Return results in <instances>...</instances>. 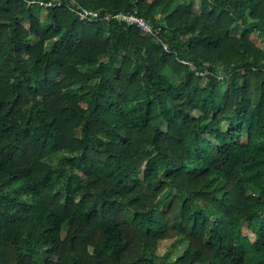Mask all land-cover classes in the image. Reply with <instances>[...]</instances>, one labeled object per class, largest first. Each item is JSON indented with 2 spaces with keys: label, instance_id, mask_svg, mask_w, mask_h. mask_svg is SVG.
Masks as SVG:
<instances>
[{
  "label": "trees",
  "instance_id": "16d2710c",
  "mask_svg": "<svg viewBox=\"0 0 264 264\" xmlns=\"http://www.w3.org/2000/svg\"><path fill=\"white\" fill-rule=\"evenodd\" d=\"M53 1L0 0V264H264V0Z\"/></svg>",
  "mask_w": 264,
  "mask_h": 264
},
{
  "label": "built area",
  "instance_id": "2783aa9c",
  "mask_svg": "<svg viewBox=\"0 0 264 264\" xmlns=\"http://www.w3.org/2000/svg\"><path fill=\"white\" fill-rule=\"evenodd\" d=\"M27 4L28 5L37 4L38 6H41L43 8L60 5L58 1H53V0H27ZM74 12L79 18V20H85V19L96 20L101 18L99 17L97 11L82 6H77L74 9ZM116 17L125 21L128 24H135L141 30V32L147 34L153 32L151 24L147 20H145L143 16L138 15L136 10L120 12L116 15ZM103 19H108V17L106 16ZM204 73H208V72L206 70L199 72V74H204ZM219 78H223V75L220 74Z\"/></svg>",
  "mask_w": 264,
  "mask_h": 264
},
{
  "label": "rangeland",
  "instance_id": "374dc122",
  "mask_svg": "<svg viewBox=\"0 0 264 264\" xmlns=\"http://www.w3.org/2000/svg\"><path fill=\"white\" fill-rule=\"evenodd\" d=\"M178 2H185V3H192L194 4L196 9H199V3L197 0H178ZM37 15L42 16L44 15V10L40 9L37 12ZM257 43H260L259 39L257 38ZM263 44V43H262ZM264 45V44H263ZM202 84L204 83V80H202L201 82ZM220 94H222V88L220 89ZM194 113H198L197 111H194ZM222 126L225 127V125ZM57 154L53 155L52 157H50L53 161L56 160ZM171 241H161L158 245V250L157 253L159 255L164 254L165 251L169 250V258L174 257L183 247L184 245L182 243H179L176 247H171L170 246Z\"/></svg>",
  "mask_w": 264,
  "mask_h": 264
}]
</instances>
